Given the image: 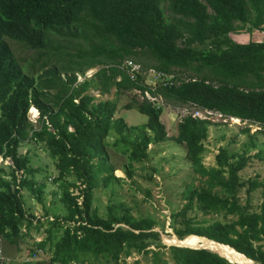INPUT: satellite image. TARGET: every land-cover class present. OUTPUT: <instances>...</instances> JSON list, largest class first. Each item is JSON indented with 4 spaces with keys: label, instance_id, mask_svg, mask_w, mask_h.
<instances>
[{
    "label": "trees",
    "instance_id": "trees-1",
    "mask_svg": "<svg viewBox=\"0 0 264 264\" xmlns=\"http://www.w3.org/2000/svg\"><path fill=\"white\" fill-rule=\"evenodd\" d=\"M245 30L264 32V0H0V156L12 163L8 171L0 169V238L17 244L30 234L33 216L24 208L23 189L43 201L45 185L34 180L37 170L28 154L18 152L22 143L35 141L58 171L54 183L66 211L52 223L63 228L60 238L53 242L48 229L38 244L40 250L47 244L51 248L50 264H118L133 253L151 254L153 264H169L161 257L166 253L171 264H236L206 249L165 246L164 223L135 218L122 204L108 206L104 216L98 213L94 190L123 181L113 174L106 138L115 133L123 142V134L135 128L114 117L117 98L99 100L90 91L100 96L111 89L116 96L143 91L114 66L131 59L144 71L173 76L153 93L165 103L247 121L241 132L255 148L260 131L248 125L264 126V42L237 43L230 36ZM49 33L83 39L88 49L79 48L70 68L53 66L35 79L33 72H23L6 40L41 57L48 49H61L49 46ZM97 67L91 78L76 84L78 75ZM31 107L38 112L39 129L28 119ZM133 108L147 116V123L125 140L128 177L134 163L147 159L149 145L168 140L161 109L134 95L124 110ZM210 126L189 113L177 124L171 140L185 146L192 171L205 186L185 193V204L169 215V228L180 241L206 238L264 264V180L243 181L240 175L254 158L264 164V151L232 160L228 148L219 147L215 165L207 168L202 160ZM255 191L260 194L257 205Z\"/></svg>",
    "mask_w": 264,
    "mask_h": 264
},
{
    "label": "rangeland",
    "instance_id": "rangeland-1",
    "mask_svg": "<svg viewBox=\"0 0 264 264\" xmlns=\"http://www.w3.org/2000/svg\"><path fill=\"white\" fill-rule=\"evenodd\" d=\"M164 13L168 19H172L173 15L167 9H165ZM230 36L237 43L264 42V32L258 30L248 32L245 30ZM6 43L11 48L15 61L23 72L28 75L33 72L32 76L35 79L43 71L53 68V66H56L57 69L70 68L69 61L76 59L73 56L77 54L79 48L88 49V43L83 39H69L56 33L48 34V43L50 47L58 45L61 49H48L46 52L41 53V57L39 52L30 50L22 43L10 40H6ZM45 61L48 67L41 68ZM34 63L36 64L34 65ZM99 68H94L93 71H97ZM175 72L180 77H188V74L183 71L175 70ZM93 75L94 73H91L88 77L91 78ZM62 76L65 77L64 74ZM147 83H153L152 76L148 75ZM93 92L96 93L98 91H90L96 97ZM133 94L134 91H131L116 96L115 89H111L109 94L97 98L99 100L117 98L114 117L123 119L127 126L134 127L135 131L133 134L125 132L123 134V142L119 140L120 136L115 133L109 134L106 138L109 163L116 168L113 174L123 181L113 182L107 188L100 186L95 189L93 207L97 209L100 215L104 216L108 206L122 204L130 210L131 215L135 218L152 217L158 224L164 223L165 230L164 234L161 233V240L165 246H170L171 244H176V242L172 241V238H176V241L178 240L169 228L170 213L178 211L185 204V193L189 189H197L205 186V184L204 180L192 171L190 162L185 156V146L171 140L177 134V124L181 119L180 111L182 109L176 108L170 103L158 102L162 110L160 121L165 127L168 140L159 144L149 145L147 159L142 163H134L131 177H128L124 172L127 157L123 152L128 148L125 140L131 141L134 134L138 133L139 128H142L147 123V116L141 114L136 108L124 110V106L132 100ZM33 108L31 107L28 110V119L35 129H39L37 114H32ZM209 121L212 126L209 127L208 138L205 143L207 150L202 160L205 167L209 168L215 165V156L219 147H227L230 155L233 156L232 160L237 159L243 153H247L246 156H253L260 149L264 151V127L256 135V147L253 148L249 146L250 140L247 135L241 132L246 127L242 122H232L230 119H224L218 115L210 116ZM115 141L118 144L113 147L112 144ZM18 152L21 155L28 154L31 162L30 166L37 170L33 178L37 183L44 184L45 189L42 194V203H38L35 195L28 190H22L24 208L28 215L33 216V219H31L32 228L30 234L20 239L17 244H11L0 239L1 257H3L2 259L0 258V264L5 262L8 264H50L51 248L47 244L40 250L38 244L47 238L48 229H52L51 240L53 242H56L62 235L63 228H53L52 226L55 217L61 218L66 215V211L59 200V186L54 183L58 171L54 166L53 160L43 151L41 145L35 141L22 143ZM9 166H11L10 161L9 165H3L0 169L8 171ZM240 175L243 181L248 179L264 180V164L254 158L241 171ZM69 181H73V179H69ZM74 194H77L76 190ZM242 195L241 198L244 197ZM253 202L256 205L259 204V191H255ZM155 230L160 231L159 228ZM184 240H178V245L183 243ZM150 249H154V246H151ZM161 257L171 264L167 253L161 255ZM135 261H138V264H153L151 254L138 255L135 253L121 260L118 264H132Z\"/></svg>",
    "mask_w": 264,
    "mask_h": 264
},
{
    "label": "built area",
    "instance_id": "built-area-1",
    "mask_svg": "<svg viewBox=\"0 0 264 264\" xmlns=\"http://www.w3.org/2000/svg\"><path fill=\"white\" fill-rule=\"evenodd\" d=\"M118 70L122 71L130 81L132 82H136L137 85H141L143 86V91L139 90L138 88L134 89V96H136V98L139 101H148L149 103L152 104L153 107L159 108L161 109V106L158 105V102H162L165 103L162 99V97L160 95H154L153 93L156 92V89L159 88L161 85L165 86L166 84V79L169 80L171 79L173 76L172 75H165L162 72H158L155 71L153 69H148L146 71H144L139 64L135 63L133 60L131 59H126L124 60L121 64L119 65H114ZM94 70V69H93ZM93 70H89L87 72L84 73L83 76L78 75L77 76V80H76V84L81 83L84 79H88L89 75L91 73H94L96 71ZM148 75L153 77V83H147L148 80ZM138 77H140L141 82H137ZM116 81H120V77H117ZM94 94H96V98H98L100 95L98 92H93ZM181 113V117L185 116L186 114H191V116L193 118H197L199 120H206L209 121L210 120V116L212 115H218L221 117L220 114L211 111V110H207V109H203L200 110L198 108H194L192 109L190 112H188L186 109H183L180 111ZM37 114V118H38V113ZM33 116V115H32ZM226 119V118H224ZM230 119L232 122H236V123H241L242 121H240L239 119H235V118H228ZM245 126H247V121L242 122ZM248 127L254 131H259L261 130L262 125H259L257 123H253L251 125H248ZM9 159H3L0 156V167L3 165H9ZM10 164L11 161H10ZM1 249H0V258L2 259L3 257H1Z\"/></svg>",
    "mask_w": 264,
    "mask_h": 264
},
{
    "label": "bare ground",
    "instance_id": "bare-ground-1",
    "mask_svg": "<svg viewBox=\"0 0 264 264\" xmlns=\"http://www.w3.org/2000/svg\"><path fill=\"white\" fill-rule=\"evenodd\" d=\"M32 114H36V109L33 108ZM186 239V240H184ZM183 243H180V245H187L190 247H200L204 248L208 251H212L217 253L218 255H222V257H226L230 262H237V263H243V264H255L254 262L246 259L243 255L235 253L233 250L229 249L228 247H223L222 245H217L213 242H209L205 239H202L200 237H186L184 238ZM173 242H176L178 245V240L176 241V238H172ZM180 241V240H179Z\"/></svg>",
    "mask_w": 264,
    "mask_h": 264
},
{
    "label": "water",
    "instance_id": "water-1",
    "mask_svg": "<svg viewBox=\"0 0 264 264\" xmlns=\"http://www.w3.org/2000/svg\"><path fill=\"white\" fill-rule=\"evenodd\" d=\"M200 238H202V237H200ZM203 239H206V238H203ZM207 241H210V242H213V241H211V240H208V239H206ZM213 243H215V244H217V245H222V244H219V243H216V242H213ZM170 246H177V247H188V248H192V247H190V246H185V245H176V244H171ZM222 246H225V245H222ZM225 247H228V246H225ZM229 249H231V250H233L235 253H237V254H240V253H238V252H236L234 249H232V248H230V247H228ZM193 249H204V248H194L193 247ZM240 255H242V254H240ZM244 256V255H243ZM245 257V256H244ZM225 259H227L226 257H224ZM247 259V258H246ZM249 260V259H248ZM251 261V260H250ZM228 262H230L229 260H228ZM230 263H232V262H230ZM252 263H253V261H252ZM236 264H239V263H236Z\"/></svg>",
    "mask_w": 264,
    "mask_h": 264
},
{
    "label": "clouds",
    "instance_id": "clouds-1",
    "mask_svg": "<svg viewBox=\"0 0 264 264\" xmlns=\"http://www.w3.org/2000/svg\"><path fill=\"white\" fill-rule=\"evenodd\" d=\"M93 69H94V68H93ZM93 69H90V70H93ZM88 71H89V70H88ZM86 72H87V71H86ZM94 73H95V72H94ZM36 113H38L37 110H36ZM37 119H38V118H37ZM250 125H251V124H250ZM259 131H260V130H259ZM0 239H1V238H0ZM5 264H8V263L5 262Z\"/></svg>",
    "mask_w": 264,
    "mask_h": 264
}]
</instances>
